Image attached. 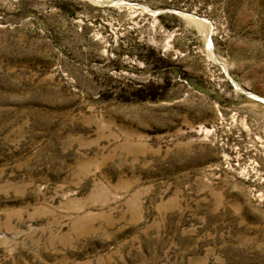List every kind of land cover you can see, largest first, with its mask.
<instances>
[{
    "label": "rangeland",
    "instance_id": "374dc122",
    "mask_svg": "<svg viewBox=\"0 0 264 264\" xmlns=\"http://www.w3.org/2000/svg\"><path fill=\"white\" fill-rule=\"evenodd\" d=\"M0 264H264V0H0Z\"/></svg>",
    "mask_w": 264,
    "mask_h": 264
}]
</instances>
